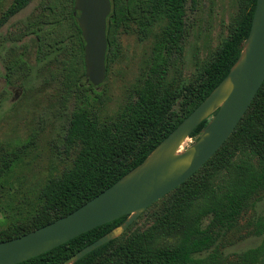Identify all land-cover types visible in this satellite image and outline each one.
Segmentation results:
<instances>
[{
    "label": "trees",
    "instance_id": "obj_1",
    "mask_svg": "<svg viewBox=\"0 0 264 264\" xmlns=\"http://www.w3.org/2000/svg\"><path fill=\"white\" fill-rule=\"evenodd\" d=\"M30 1L11 0L0 13V26ZM109 1L105 72L120 31L135 24L143 32L154 22L161 23L144 73L132 86V95L112 114L101 115L92 103L83 100L93 86L84 78L83 40L73 0H37L35 12L16 35H30L35 58L46 60L44 65L54 62L50 75L58 77L60 106L65 107L71 97L74 104L62 136L65 165L45 178L33 199L23 201L20 216L0 229V241L71 212L141 162L225 76L248 33L255 4V0H236L226 36L194 79L182 84L179 77H168L169 57L180 49L186 2L194 6L197 0ZM27 68L23 59L9 60L6 81L16 69L25 72ZM205 122L200 121L189 137L196 138ZM15 158L14 151L0 158V194ZM263 189L264 79L230 135L197 170L148 205L120 235L72 264H263L264 221L255 230L262 235L258 245L230 257L219 252L222 234L236 224ZM141 217L146 225L135 226ZM125 218L122 215L95 226L14 264H59ZM204 251L208 252L200 256Z\"/></svg>",
    "mask_w": 264,
    "mask_h": 264
},
{
    "label": "rangeland",
    "instance_id": "obj_2",
    "mask_svg": "<svg viewBox=\"0 0 264 264\" xmlns=\"http://www.w3.org/2000/svg\"><path fill=\"white\" fill-rule=\"evenodd\" d=\"M10 1L0 0V13ZM36 4L37 0L28 2L0 26V158L10 151L17 153L1 187L0 229L20 216L23 201L33 199L45 178L58 173L67 161L61 143L74 99L71 97L65 107L60 106L58 77L50 75L54 62L44 65L46 60L35 58L30 35L16 37L35 12ZM235 11L236 0H197L194 6L187 1L185 32L179 51L169 57L168 77H179L182 84L191 82L226 36ZM160 24L154 22L143 32L131 24L127 31L118 33L103 82L85 92L83 99L92 103L101 115L116 112L132 95V86L149 62ZM14 58L23 59L28 68L25 72L16 69L8 82L5 64ZM190 139H185L182 147ZM263 221L264 189L255 195L236 224L222 234L219 252L230 257L258 245L262 235L255 230ZM144 225L143 217L137 219L135 226Z\"/></svg>",
    "mask_w": 264,
    "mask_h": 264
},
{
    "label": "water",
    "instance_id": "obj_3",
    "mask_svg": "<svg viewBox=\"0 0 264 264\" xmlns=\"http://www.w3.org/2000/svg\"><path fill=\"white\" fill-rule=\"evenodd\" d=\"M83 40L85 81L105 78L106 17L109 0H73ZM264 79V0H255L248 33L225 76L148 152L141 162L71 212L21 235L0 241V264L39 255L72 237L126 215L117 226L59 264L78 258L120 235L152 202L197 170L230 135ZM206 120L196 138L192 129ZM191 138L182 147L185 139Z\"/></svg>",
    "mask_w": 264,
    "mask_h": 264
}]
</instances>
